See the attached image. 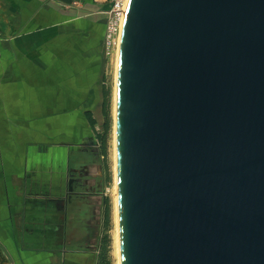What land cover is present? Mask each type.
Wrapping results in <instances>:
<instances>
[{"label":"water","instance_id":"95a60500","mask_svg":"<svg viewBox=\"0 0 264 264\" xmlns=\"http://www.w3.org/2000/svg\"><path fill=\"white\" fill-rule=\"evenodd\" d=\"M116 121L121 264H264V0H130Z\"/></svg>","mask_w":264,"mask_h":264},{"label":"crops","instance_id":"0c3cea01","mask_svg":"<svg viewBox=\"0 0 264 264\" xmlns=\"http://www.w3.org/2000/svg\"><path fill=\"white\" fill-rule=\"evenodd\" d=\"M93 2L0 0V264H96L107 19L82 14Z\"/></svg>","mask_w":264,"mask_h":264},{"label":"rangeland","instance_id":"374dc122","mask_svg":"<svg viewBox=\"0 0 264 264\" xmlns=\"http://www.w3.org/2000/svg\"><path fill=\"white\" fill-rule=\"evenodd\" d=\"M104 1V0H99ZM94 6H89L90 10L82 12L83 15L94 14L104 10L107 7V4L101 2H93ZM73 5L66 6L68 9H72ZM104 15H96V19H105ZM107 19V17H106ZM107 20L105 22V25ZM104 23L100 22L98 28L104 29ZM117 62V57H116ZM111 65V68L106 71L104 82L107 87L111 90V130L109 136V152L107 159L102 154L101 146H99V163L101 165L103 175L101 178V189L97 191V200L91 206L90 217L94 219V226L90 231L91 237L90 240V251L92 254H95L96 264H117V255H116V244H115V235H116V225H115V209H116V189H115V161H114V99H115V88H116V66L117 63ZM105 132L104 124L97 126L96 140L100 145L98 140V134H103ZM96 210V214H93V210ZM110 211V222L109 226L107 224V212ZM94 216V217H93ZM85 232H83V235Z\"/></svg>","mask_w":264,"mask_h":264},{"label":"built area","instance_id":"2783aa9c","mask_svg":"<svg viewBox=\"0 0 264 264\" xmlns=\"http://www.w3.org/2000/svg\"><path fill=\"white\" fill-rule=\"evenodd\" d=\"M93 1L107 4L104 10L95 12L97 15L107 17L104 36V57L107 71L111 68L113 62H116L117 52L120 50L123 25L130 0Z\"/></svg>","mask_w":264,"mask_h":264},{"label":"trees","instance_id":"16d2710c","mask_svg":"<svg viewBox=\"0 0 264 264\" xmlns=\"http://www.w3.org/2000/svg\"><path fill=\"white\" fill-rule=\"evenodd\" d=\"M103 95H104L103 116H104L105 132L103 134H98V140L100 142L102 154L107 159L108 152H109V136H110V130H111L112 103H111V90L107 87L106 83H104L103 85ZM92 124L95 126V121H92ZM109 222H110V211L108 209V212H107L108 226H109Z\"/></svg>","mask_w":264,"mask_h":264},{"label":"bare ground","instance_id":"6f19581e","mask_svg":"<svg viewBox=\"0 0 264 264\" xmlns=\"http://www.w3.org/2000/svg\"><path fill=\"white\" fill-rule=\"evenodd\" d=\"M118 62H119V51L117 52V66H116V88H115V99H114V163H115V193H116V209H115V225H116V235H115V244H116V257L117 264H121L120 259V238H119V209H118V183H117V121H116V110H117V76H118Z\"/></svg>","mask_w":264,"mask_h":264}]
</instances>
